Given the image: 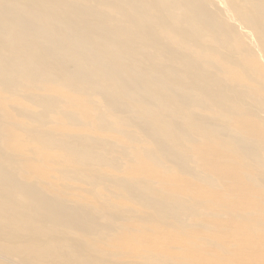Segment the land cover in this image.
<instances>
[{"label":"rangeland","instance_id":"1","mask_svg":"<svg viewBox=\"0 0 264 264\" xmlns=\"http://www.w3.org/2000/svg\"><path fill=\"white\" fill-rule=\"evenodd\" d=\"M13 1L0 0V169L42 210L38 239L0 232V255L20 264H264V0H199L185 11L135 0L138 16L88 0L75 6L88 17L76 28L67 0ZM95 26L115 51L137 47L120 57L115 86L129 79L125 68L177 66L169 75L185 110L167 118L172 127L140 105L143 89L97 82L110 68L99 39L62 60L50 43L41 57L28 52L47 33L62 46ZM80 66L85 84L63 73ZM191 81L195 93L238 101L187 96ZM24 207H14L15 221L31 217ZM25 228L31 234L33 221Z\"/></svg>","mask_w":264,"mask_h":264},{"label":"bare ground","instance_id":"2","mask_svg":"<svg viewBox=\"0 0 264 264\" xmlns=\"http://www.w3.org/2000/svg\"><path fill=\"white\" fill-rule=\"evenodd\" d=\"M7 2H15L13 0H5ZM32 5H43L46 0H26ZM88 0H67V3H72L70 7V19L68 20V26L72 28H76L78 22L81 19H88V17L84 16L81 11H79L75 6H84L87 4ZM99 4L105 2L103 5L107 8L112 9L115 13L121 14L125 12L131 11L133 16H138L139 13L137 9L142 7L141 3H135V0H118L117 3H113L111 0H98ZM129 2V3H128ZM149 4L153 5L156 8L159 4H174L181 11H185L187 8H198L200 3L199 0H149ZM46 8V6H43ZM98 10L99 13V9ZM47 11L57 13V7L54 5H48ZM264 18V14H263ZM65 23V20L61 17H58L54 24L62 25ZM133 24H137V22L133 21ZM141 24V23H140ZM139 24V25H140ZM138 25V27H139ZM61 28V27H60ZM96 29L87 28L86 30H78L77 36L69 41H67L64 45H57V41L54 34L47 33L43 40L35 45V50H28L29 54L34 57H41L44 53L43 43H50L53 45L52 51L54 53L53 59L62 60L65 55L75 49L76 45H81L88 47L90 49H96L99 45L96 43V40L99 39L103 45H105L110 52L108 56L106 54L101 53L97 56L99 59L100 56H106L109 60V72L105 76H101L97 79V82L104 79L106 77L108 85L110 88H116L119 91H135L137 89H143L146 94V101L141 103L142 107H149L154 109L156 119H161L166 122L167 128L172 127L170 123H168L167 118L171 117L175 119L177 117L183 116V112L185 107L183 103H181V97L184 92L181 91V83L178 81L172 74L169 75L176 67L169 68L164 67L162 65H158L156 63H151L149 69L147 70L146 75L142 74L141 68H125V70L131 72L129 79L124 83L123 88L115 86L114 81L116 80L115 72L122 71L121 64L122 61L120 57L132 54L136 55L138 53L136 46H129L127 50L122 53H119L117 50V45L114 43L112 39L105 37L101 28L95 26ZM68 35L71 37L72 32H69ZM34 39V37H32ZM22 44V42L20 43ZM23 45V44H22ZM78 52V50H76ZM77 58L79 56L77 55ZM2 66L0 62V67ZM81 67H78L74 71L63 69V73L75 75L77 79H80ZM117 67V68H116ZM3 70L8 74L11 71L3 68ZM66 70V71H64ZM166 73V82H163L161 79L162 74ZM138 79L139 84L136 86L134 84V80ZM158 79V81H157ZM85 81L89 82L88 79H80L79 84H85ZM194 85V82L191 81L189 90ZM155 93L158 95V100L152 101L151 94ZM225 97H220L221 94H214L209 89L199 90L198 93H195L193 90L189 91L187 96H198L199 97H208L211 100H214L216 103L221 102H232L238 101L237 98L233 96H228L225 93H222ZM163 101V103H161ZM1 167V161H0ZM15 185L10 181V177L7 173L0 169V232L3 235L14 234V230L10 228L16 227L18 228L17 236L21 238H30V239H38V225H39V214L42 210L41 201L38 197L32 195H25L23 191H16ZM15 190L13 194H8L7 191ZM24 204V212H31V217L26 218L23 217L19 222L15 221L12 217L14 216L15 208L18 204ZM30 219L33 221L35 225V230L32 231L31 234H28L25 228V221ZM0 264H20L17 260L11 257H3L0 255Z\"/></svg>","mask_w":264,"mask_h":264}]
</instances>
